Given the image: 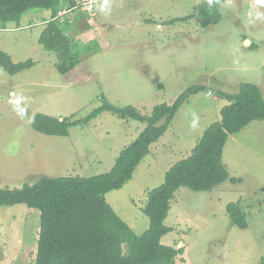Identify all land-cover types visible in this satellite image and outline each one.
Instances as JSON below:
<instances>
[{"label":"rangeland","instance_id":"374dc122","mask_svg":"<svg viewBox=\"0 0 264 264\" xmlns=\"http://www.w3.org/2000/svg\"><path fill=\"white\" fill-rule=\"evenodd\" d=\"M201 2L107 0L105 7L99 0L91 13L68 11L62 27L79 63L64 74L55 66L56 54L38 41L50 10L33 8L19 22L0 21V50L13 62L32 61L15 74L0 66V188L43 176L106 172L146 126L104 111L56 136L35 131L33 114L79 119L104 100L150 114L156 104H171L186 88L204 85L179 106L131 178L104 194L136 234L146 230L147 193L220 119L228 101L216 92L234 93L250 82L264 97V3L223 0L216 5L220 20L202 27L194 15ZM222 162L229 177L240 181L229 178L209 191L181 186L171 200L164 223L172 230L160 242L183 248L185 261L177 258V264H264V119L228 136ZM230 202L243 211L246 228L230 221ZM38 233L39 210L23 203L0 206V264H34Z\"/></svg>","mask_w":264,"mask_h":264},{"label":"trees","instance_id":"16d2710c","mask_svg":"<svg viewBox=\"0 0 264 264\" xmlns=\"http://www.w3.org/2000/svg\"><path fill=\"white\" fill-rule=\"evenodd\" d=\"M78 0H0V21L19 22L29 9L50 10L38 41L45 50L57 56L55 66L61 73L71 71L79 57L72 39L64 32L57 17L61 9H71ZM223 0H202L194 13L202 27L220 20L216 5ZM191 16L184 17L186 19ZM32 65L31 60L13 62L0 50V66L15 74ZM204 85L183 90L171 104L159 103L150 114L141 113L132 105L115 106L108 101L94 108L83 118L62 117L37 112L30 126L47 135L64 136L71 126L86 124L107 111L122 118L145 121L136 138L124 146L112 167L103 173L88 176H43L36 182L16 188H0V206L23 203L39 210V233L34 264H177L184 263L182 247L165 245L162 236L172 230L164 223L176 190L185 186L194 191H209L226 179L229 173L222 162V149L230 134L240 131L253 120L264 119V97L260 87L243 82L234 93L217 91L215 96L228 101L220 109V119L211 123L193 146L189 156L175 162L165 172L163 182L147 193L143 208L149 226L136 234L106 202L104 194L128 181L135 167L149 153L150 146L168 128L176 110ZM231 182L240 178H230ZM230 221L246 228L247 221L237 202L226 205ZM125 245V249L123 248ZM264 262V258L262 259Z\"/></svg>","mask_w":264,"mask_h":264},{"label":"built area","instance_id":"2783aa9c","mask_svg":"<svg viewBox=\"0 0 264 264\" xmlns=\"http://www.w3.org/2000/svg\"><path fill=\"white\" fill-rule=\"evenodd\" d=\"M97 1L99 0H78L71 9H61L58 12L57 17L62 18L68 11L78 8L84 10L87 13H91ZM89 22H92V19L89 20Z\"/></svg>","mask_w":264,"mask_h":264},{"label":"clouds","instance_id":"9594fccd","mask_svg":"<svg viewBox=\"0 0 264 264\" xmlns=\"http://www.w3.org/2000/svg\"><path fill=\"white\" fill-rule=\"evenodd\" d=\"M260 3H264V0H258ZM105 7H107V0H105Z\"/></svg>","mask_w":264,"mask_h":264},{"label":"water","instance_id":"95a60500","mask_svg":"<svg viewBox=\"0 0 264 264\" xmlns=\"http://www.w3.org/2000/svg\"><path fill=\"white\" fill-rule=\"evenodd\" d=\"M248 42L249 43V40L248 39H245L244 40V43ZM60 120H62V118H59Z\"/></svg>","mask_w":264,"mask_h":264},{"label":"crops","instance_id":"0c3cea01","mask_svg":"<svg viewBox=\"0 0 264 264\" xmlns=\"http://www.w3.org/2000/svg\"><path fill=\"white\" fill-rule=\"evenodd\" d=\"M65 15H66V14H65ZM65 15H64V16H65ZM91 19H92V18H89V19H88V22H89V20H91ZM60 20L62 21V20H65V19H63V18H60Z\"/></svg>","mask_w":264,"mask_h":264}]
</instances>
